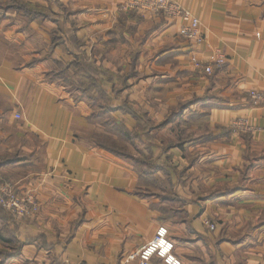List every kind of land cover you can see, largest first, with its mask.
Segmentation results:
<instances>
[{
    "label": "crops",
    "instance_id": "1",
    "mask_svg": "<svg viewBox=\"0 0 264 264\" xmlns=\"http://www.w3.org/2000/svg\"><path fill=\"white\" fill-rule=\"evenodd\" d=\"M24 1L44 17L0 0V179L34 191L39 209L0 211V229L21 243L3 264H124L159 225L182 264H264V104L248 96L264 93V0H176L198 18L199 44L178 35V19L120 11L126 0ZM69 34L104 80L107 116L128 131L136 119L126 108L151 118L155 177L176 184L175 201L143 196L135 165L95 141L96 107L47 78L72 62ZM216 52L225 63L211 73L192 61ZM236 118L252 129L237 130Z\"/></svg>",
    "mask_w": 264,
    "mask_h": 264
},
{
    "label": "trees",
    "instance_id": "2",
    "mask_svg": "<svg viewBox=\"0 0 264 264\" xmlns=\"http://www.w3.org/2000/svg\"><path fill=\"white\" fill-rule=\"evenodd\" d=\"M7 6L9 9H15L20 12L29 20L41 19L45 14L41 8L24 0H8ZM67 38L68 40L73 39V49L74 51L76 50L73 53L74 58L70 64H60L58 62L56 68L48 72L47 78L50 80L61 78L75 99L84 98L92 108L96 107L95 111H92L88 117L89 123L96 126L97 131L101 135H95V141L108 151L130 160L135 165V169L139 174V182L145 186V189L141 190L143 196L150 198L155 196L157 192L156 194L160 199H173L174 201L178 199L174 194L176 184L172 182L170 177H165L163 180H158L155 177L158 171H162V166L156 164V159L151 149L155 143V135L152 131L156 128L151 118L144 111L126 108L136 119L134 130L128 131L122 122H117L112 117L107 116L113 110V107L108 94L103 89L104 80L97 76L98 71L85 60L84 53L78 50L79 43L72 34L67 35ZM52 39L53 44L60 42V39L54 36ZM194 100L182 102L176 109L171 108L161 125L171 122L176 115L187 109ZM142 144L146 145V148ZM170 145L171 143L164 147V151ZM159 189H164V192H159ZM0 211L5 217H15L1 206ZM0 242L3 244V248H0V264L16 257L20 253L21 243L16 240L13 231L0 229Z\"/></svg>",
    "mask_w": 264,
    "mask_h": 264
},
{
    "label": "built area",
    "instance_id": "3",
    "mask_svg": "<svg viewBox=\"0 0 264 264\" xmlns=\"http://www.w3.org/2000/svg\"><path fill=\"white\" fill-rule=\"evenodd\" d=\"M118 9L120 11H133L141 15H162L169 19H178L180 21L178 35L196 44L203 40L199 30L198 18L176 0H126L119 5ZM192 61L197 66L201 65L205 73H211L214 66L219 67L225 63V56L216 52L207 61L199 60L196 57ZM248 96L255 106L264 104L263 92L250 90ZM20 117V114H15L16 119ZM232 125L243 132L252 129L245 118H236ZM0 206L17 218H25L38 211L39 202L34 191L18 192L10 182L0 179ZM206 224L210 230L214 229L213 224L208 222ZM134 260L136 264H182L174 252V242L165 225H159L149 241L136 252L125 256L122 261L127 264Z\"/></svg>",
    "mask_w": 264,
    "mask_h": 264
},
{
    "label": "rangeland",
    "instance_id": "4",
    "mask_svg": "<svg viewBox=\"0 0 264 264\" xmlns=\"http://www.w3.org/2000/svg\"><path fill=\"white\" fill-rule=\"evenodd\" d=\"M206 222H208V221H206ZM206 222H205V224H206ZM208 223H209V222H208ZM210 224H212V223H210ZM206 225H207V227H208V224H206ZM213 225H214V224H213ZM208 228H209V227H208ZM214 229H215V225H214ZM214 229H213V230H214ZM213 230H212V231H213ZM127 264H128V263H127Z\"/></svg>",
    "mask_w": 264,
    "mask_h": 264
}]
</instances>
